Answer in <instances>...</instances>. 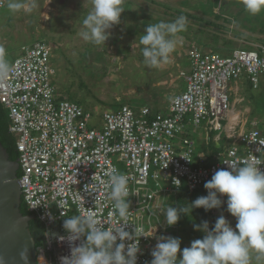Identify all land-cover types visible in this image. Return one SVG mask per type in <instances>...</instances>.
Instances as JSON below:
<instances>
[{"label": "built area", "instance_id": "obj_1", "mask_svg": "<svg viewBox=\"0 0 264 264\" xmlns=\"http://www.w3.org/2000/svg\"><path fill=\"white\" fill-rule=\"evenodd\" d=\"M5 1L0 0V12ZM253 48H234L226 56L194 48L189 69L181 75L185 91L171 97L166 112L123 104L90 125L94 117L89 111L60 99L50 45L37 40L21 46L9 71L0 74V103L15 138L22 202L44 228L36 243V264H60V257L70 254L61 237L66 236L64 219L73 215L92 217L102 229L127 223L131 233L134 225L141 227L145 237L137 264H150L151 251L167 228L158 212L170 196L183 187L195 191L221 168L247 162L264 171V134L255 122L240 118L230 124L227 116L238 104L231 102L232 90L239 93L231 83L244 77L258 89L264 76V44ZM189 126L193 132L203 130L206 146L210 133L220 131L212 135L219 150L210 156L196 153ZM114 172L128 180L126 221L109 198ZM82 242L83 237L76 243Z\"/></svg>", "mask_w": 264, "mask_h": 264}, {"label": "rangeland", "instance_id": "obj_2", "mask_svg": "<svg viewBox=\"0 0 264 264\" xmlns=\"http://www.w3.org/2000/svg\"><path fill=\"white\" fill-rule=\"evenodd\" d=\"M125 1L127 0H123V3ZM129 1L133 3L130 11L122 7L124 12L120 23L110 30L111 36L104 47L84 41L80 35L82 20L91 10L90 0H35L34 9L18 13L9 11L6 0L0 12V47L5 49V59L10 66L21 46L31 45L37 40L48 43L51 47V62L55 68L54 84L57 93L65 97L75 96L74 100L93 115L90 122L93 125L99 121L104 111L116 110L120 104L136 108H165L171 97L184 88L181 75L189 67V53L194 48L205 51L217 47L219 50L212 51L226 56L229 55L230 48L253 50L252 43L264 41V10L255 15L250 14L245 10L242 0H154L156 3L148 0ZM157 3L168 6L185 5L182 6L183 9L190 14L202 16L214 24L229 19L226 37L220 35L215 41L213 35L216 30L212 29L213 26L197 29V25L192 24L179 34L182 38L178 40L175 51L166 63L160 67H148L143 62L140 47L137 46L138 37L148 24L144 23L141 16H134L132 12L157 17L156 11L162 12ZM203 5L206 9L210 8L213 14L219 15V19L203 14ZM234 32L238 34L237 38ZM231 39L232 42L229 43L228 40ZM112 57L120 58L114 60ZM231 84L237 86V97L243 98V102L236 106L241 118L255 122L257 128L264 133V76L261 77L258 89H252L244 77L236 85L233 82ZM232 99L236 100L232 97L231 102ZM250 117L253 119H249ZM246 127L249 128L250 125L247 124ZM189 129L192 131L193 127L189 126ZM203 133L202 129L192 131L191 138L195 141L196 153L201 150L200 135L202 138ZM218 133L220 131L210 134ZM117 167L123 171L121 164L117 163ZM150 185L152 186L151 181ZM173 196L175 198L177 195ZM195 197L198 198L196 195ZM174 198L170 197L163 202L162 211L169 203L172 207L176 206ZM219 198L222 201L219 209L184 214L185 219H179L171 227L167 226L160 210L159 221L167 226L164 236L179 238L183 249L189 247L193 240L203 238L204 233L194 230V224L210 222L213 217L218 219L223 215L235 228L236 220L227 211V197ZM252 264L257 262L253 259Z\"/></svg>", "mask_w": 264, "mask_h": 264}, {"label": "clouds", "instance_id": "obj_3", "mask_svg": "<svg viewBox=\"0 0 264 264\" xmlns=\"http://www.w3.org/2000/svg\"><path fill=\"white\" fill-rule=\"evenodd\" d=\"M122 3L123 0H90L91 10L82 20V39L105 47L111 36L110 30L120 23L124 12ZM242 4L253 15L264 10V0H242ZM35 7V0H8L7 3L12 13L30 12ZM187 23V17L179 16L171 22L148 24L139 35L137 45L144 64L155 68L166 63ZM112 58L119 60L120 57ZM8 71L5 49L0 47V74ZM173 183L177 188L181 185L178 179ZM108 184L114 211L126 221L130 214L127 177L114 172ZM90 187L86 186V190ZM204 188L206 196H200L179 209L169 205L162 211L167 226H175L181 213L190 214L193 209L202 208L205 212L219 209L222 206L219 197L226 196L227 211L236 220L235 228L223 215L211 227L208 221L194 224V230L204 233L203 238L193 240L183 249L179 238L161 236L151 251L150 264H252L253 259L257 264H264V171L247 162L231 170L221 168L204 184ZM61 203L57 202V205L61 207ZM96 223L92 217L79 215L64 219L62 226L66 236L61 240L67 239L70 254L60 257V264H137V255L141 253L140 238L145 237L141 234L143 229L134 225L130 233L126 230L127 223H121L114 230L102 229ZM82 237L83 242L77 244ZM20 258L27 261V249L21 251Z\"/></svg>", "mask_w": 264, "mask_h": 264}, {"label": "water", "instance_id": "obj_4", "mask_svg": "<svg viewBox=\"0 0 264 264\" xmlns=\"http://www.w3.org/2000/svg\"><path fill=\"white\" fill-rule=\"evenodd\" d=\"M19 163L0 143V264H36V240L29 229L32 215H23ZM27 249V261L20 258Z\"/></svg>", "mask_w": 264, "mask_h": 264}, {"label": "trees", "instance_id": "obj_5", "mask_svg": "<svg viewBox=\"0 0 264 264\" xmlns=\"http://www.w3.org/2000/svg\"><path fill=\"white\" fill-rule=\"evenodd\" d=\"M148 1L150 3H156L154 0H148ZM132 4L133 3L131 1L127 0V1H125L122 4V7L125 8V10L126 9H129V11H130V6ZM157 6L162 9V12H157L156 11L157 17H152L150 14H146V13H143V12L134 13V11H133L132 14L134 16H141L143 18V21H144L145 24H155V23H158L160 21L171 22V21H174L179 16H185V17H187V21H188V23L186 25V29L190 25H192V24H196L197 25V29H204L205 27L211 25V26H213L212 29L216 30L214 32V35H213V39L215 41H216L215 38L218 37V36L220 37V35H223L224 38L226 37L227 31L229 29L228 28V26H229V19L228 20L227 19H224L222 23L214 24L213 21L208 20V19H204L202 16H199L197 14H190L188 11H186L185 9H183L182 6H185V5H182V6H176V5L175 6L174 5L168 6V5L164 4V3H161V4L160 3H157ZM203 8H205V10H202L203 14H206L207 13L208 15H212L216 20L219 19V15L213 14L212 13V10L210 8L209 9H206V6L205 5L202 6V9ZM191 21L193 23H191ZM234 36H236V38H237L238 34H235V32H234ZM228 42L229 43L232 42V39H231V41L228 40ZM253 44H258V45L264 44V41H256V43H252L251 44L252 47H253ZM213 49L219 50L217 47H213L212 50ZM228 49H226V51ZM207 51H209V50H207ZM231 51H232V49L230 48V52ZM250 98H252L251 95H250ZM60 99H67V100H70L72 102H74L76 100L75 96H67V97L60 96ZM75 103H77L78 105H80V102L75 101ZM120 105H123V104H120ZM146 107H148V106H146ZM150 109L153 110V111H156V110L158 111L159 110V109H156V108H154V109L150 108ZM250 119H252V117H250ZM9 124H10V121H9V117H8V111L0 103V143L7 150V153L9 154L10 159L16 160L18 158V155H17V151H16V148H15V138L9 132V129H8L9 128ZM206 147L207 146H203V149L204 148L206 149ZM208 148L211 149V150H216L215 149V146L213 145V143L209 144ZM19 174L20 173L18 171L17 176H19ZM179 193L181 195H179L177 193L176 194L177 196L175 198H174L173 195L170 196L171 198L173 197L175 199V202H176V206L175 207L177 209L183 207L187 203H191L192 201H194L196 199L195 195L198 196V197H200V196H206L207 191L204 188V185H202L201 187H199L195 191L189 192L186 189H183ZM169 205L171 206V203H169ZM20 211H21V213L23 215H32L26 209V206H25L24 202L21 203ZM196 211H200V212L204 213V210L202 208L201 209H193L191 213H194ZM180 219H185L183 213H181ZM216 220H217V217H213V220H211L209 222L210 227L211 226H214V223H215ZM29 229L31 231V234L35 238L36 243L38 244V242L40 241L42 232L44 230L42 224L38 220H36V218H34L30 222V224H29Z\"/></svg>", "mask_w": 264, "mask_h": 264}, {"label": "crops", "instance_id": "obj_6", "mask_svg": "<svg viewBox=\"0 0 264 264\" xmlns=\"http://www.w3.org/2000/svg\"><path fill=\"white\" fill-rule=\"evenodd\" d=\"M254 45V44H253ZM231 49H234V48H231ZM207 51V50H206ZM209 51H211V50H209ZM239 104H237V106H238ZM168 106V105H167ZM167 106L165 107V108H158L159 110H161V111H163V112H166V110H167ZM236 109V110H235ZM235 109H233L234 111H237L238 112V110H237V108H235ZM157 111V110H156ZM240 118H241V116L239 115V118L236 120L237 122L240 120ZM250 119V118H249ZM253 119V118H252ZM251 119V120H252ZM228 120H229V117H228ZM229 122H230V120H229ZM249 122H251L250 120H249ZM264 134V133H263ZM200 139H201V150L200 151H198L197 153H205L207 156H210L214 151H216V150H219L218 149V145L215 143V141H214V137L211 135L210 136V139H209V144H211V143H213V145L215 146V149L216 150H211V149H203V146H206L205 144V141H204V133H203V136H202V138H201V135H200ZM224 141H226V139H225V137H223L222 138V142H224ZM209 144L207 145V147L209 146ZM206 195H207V193H206Z\"/></svg>", "mask_w": 264, "mask_h": 264}, {"label": "bare ground", "instance_id": "obj_7", "mask_svg": "<svg viewBox=\"0 0 264 264\" xmlns=\"http://www.w3.org/2000/svg\"><path fill=\"white\" fill-rule=\"evenodd\" d=\"M189 64H190V62H189ZM188 66H189V65H188ZM188 69H189V67H188ZM182 91L184 92L185 89L183 88ZM182 91H181V92H182ZM178 93H179V92H178ZM231 95H232V97H235V98H236V100H235L236 103L240 104L241 102H243V98H240V99H239V98L237 97V93L235 92V89L232 90ZM239 115H240L239 111L237 112V111L232 110V111L228 112V115H227V116L229 117V120H230L229 123L231 124V123L236 122V120L239 118ZM183 189H186V190L188 191L187 188H181L178 192H181Z\"/></svg>", "mask_w": 264, "mask_h": 264}]
</instances>
